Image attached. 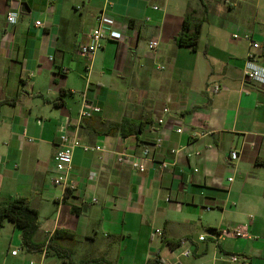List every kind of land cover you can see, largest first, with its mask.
Here are the masks:
<instances>
[{"label":"crops","instance_id":"obj_1","mask_svg":"<svg viewBox=\"0 0 264 264\" xmlns=\"http://www.w3.org/2000/svg\"><path fill=\"white\" fill-rule=\"evenodd\" d=\"M10 10L19 17L7 28ZM101 10L114 37L87 61L76 48ZM185 17L200 24L195 51L175 43ZM244 36L259 45L254 61L264 67V0H0V204L26 199L38 212L34 242L67 231L74 238L60 244L73 259L264 264V89L243 79L252 51ZM83 106L100 112L79 121ZM125 119L144 122L142 132L108 134ZM60 132L103 148L75 149L73 189L53 185ZM158 138L144 173L116 162L115 153L139 154ZM178 148L176 163L160 171ZM237 226L247 239L216 235ZM11 228L0 264L8 253L10 264H34L36 254L44 264L45 252H28Z\"/></svg>","mask_w":264,"mask_h":264},{"label":"built area","instance_id":"obj_2","mask_svg":"<svg viewBox=\"0 0 264 264\" xmlns=\"http://www.w3.org/2000/svg\"><path fill=\"white\" fill-rule=\"evenodd\" d=\"M18 13L14 11H8L5 15V23L7 28H11L16 25L18 21ZM109 20L105 10H101L96 17V25L90 31L87 36L86 42L79 43L77 45V53L87 61H91L95 54L102 48L103 42L107 39H112L114 36L112 35L111 23L109 24ZM40 22H35L34 26L39 27ZM238 35H233V39H237ZM244 40L249 42L251 45L252 51L247 55V59L244 63L242 75L243 79L251 84H255L264 89V67L259 66L255 63V51L259 48V45L252 41L251 37L244 36ZM152 48L157 46V43L153 42L150 44ZM220 91V87L215 86L211 89L212 93H217ZM100 109L98 107H87L83 106L82 109L78 113L79 121L84 119H89L94 114H98ZM168 109L165 108L162 110V114H167ZM157 124H163V118L157 120ZM177 134L182 133V129L177 128ZM32 142V139L28 140ZM162 144V139L158 138L154 142L148 145L147 148L141 150L139 154H132L126 149L121 152L115 153L116 162L118 164H128L130 168L136 173L142 174L146 171V163L153 162V159L150 158V152L159 150ZM75 149H81L83 152H103V148L99 145H83L75 135H69L67 133L60 132L58 136V146L53 157V163L55 168V176L53 178V185L57 187H66L73 189L74 185L68 182L69 174L72 170V156ZM183 148L171 149L170 154L173 156L172 163L162 161L157 164L158 169L161 171L167 169L168 167L174 165L179 158V156L185 151ZM199 151L195 152H187L186 158L192 159L199 157ZM238 159V152L231 151L229 153V160L235 161ZM194 173L197 172V169L193 170ZM95 176L94 173L89 174V179H93ZM231 181V180H229ZM216 235L224 238H232V239H247L248 236L246 234V230L244 226H237L233 228H227L222 230H215ZM157 235H161L158 231H156ZM199 241H204V237H199ZM45 252V250L43 251ZM11 256L17 255V251L14 250L11 253ZM189 252H185L183 256H189ZM231 261H237V257H230ZM32 264V263H31Z\"/></svg>","mask_w":264,"mask_h":264},{"label":"trees","instance_id":"obj_3","mask_svg":"<svg viewBox=\"0 0 264 264\" xmlns=\"http://www.w3.org/2000/svg\"><path fill=\"white\" fill-rule=\"evenodd\" d=\"M192 30V31H190ZM200 24L194 23L188 25V17L184 18L183 26L180 34L175 40L179 47L189 48L192 51L197 49L199 39ZM59 102L54 104L60 105ZM145 123L142 121H134L125 119L119 124L110 125L108 134L118 133L121 137L140 134L143 130ZM75 208L72 207L71 211L76 214ZM5 222L11 223L14 227L18 228L21 232V246L28 252L41 253L45 250L46 256H56L61 260V264H112L104 259H82L75 261L72 258V252L61 246L60 241L72 240L74 236L67 231H55L45 243H35L34 236L39 228L38 212L30 207L29 202L24 198H18L7 204H0V230L3 228ZM186 239L176 242H168L170 247H178ZM148 264H163L161 258L157 254L152 263Z\"/></svg>","mask_w":264,"mask_h":264},{"label":"rangeland","instance_id":"obj_4","mask_svg":"<svg viewBox=\"0 0 264 264\" xmlns=\"http://www.w3.org/2000/svg\"><path fill=\"white\" fill-rule=\"evenodd\" d=\"M211 86V83L208 85V88ZM221 92V91H220ZM236 180L239 179V176L237 175ZM12 228H11V223L9 222H6L5 224V227L4 229L0 232V252H4L5 253V247L2 249L4 243H2V240H4V238H7V237H10L12 236ZM3 254L0 255V260L2 261L3 259ZM22 256V253L20 252V255L19 257L15 258L17 261H21L20 257ZM8 257L7 260L5 261L4 264H10L9 261H10V256H9V253H8ZM40 255L39 254H36L34 256H31L28 258V261H32L34 264H39L40 262ZM75 261H79L77 259V257H75L74 259ZM27 261V262H28ZM44 264H61V260L59 258H57L56 256H53V255H50V256H47L44 260Z\"/></svg>","mask_w":264,"mask_h":264}]
</instances>
